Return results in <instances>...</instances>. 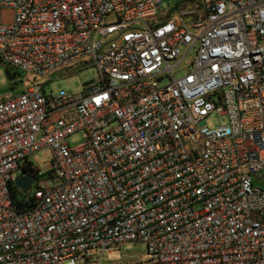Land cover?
Returning <instances> with one entry per match:
<instances>
[{
  "label": "built area",
  "instance_id": "obj_1",
  "mask_svg": "<svg viewBox=\"0 0 264 264\" xmlns=\"http://www.w3.org/2000/svg\"><path fill=\"white\" fill-rule=\"evenodd\" d=\"M0 60V264H264V0H0Z\"/></svg>",
  "mask_w": 264,
  "mask_h": 264
},
{
  "label": "rangeland",
  "instance_id": "obj_2",
  "mask_svg": "<svg viewBox=\"0 0 264 264\" xmlns=\"http://www.w3.org/2000/svg\"><path fill=\"white\" fill-rule=\"evenodd\" d=\"M165 7L167 11L169 8L174 7L181 3H186L191 0H164ZM110 22L117 20L116 15L108 16ZM7 69H10L11 72H18L19 75H15L14 79H10L7 74ZM23 73L15 68H9L8 65L3 63L0 60V97H3L8 94V92L19 93L23 89ZM97 78V70L94 67H91L84 71H65L60 73L57 77L53 79V82H49L46 85V92L50 93L52 91L57 92L60 89H65L73 93H79L83 91L84 84L90 82ZM48 82V77L40 78L38 80L39 84ZM30 83L28 84V86ZM209 124L214 126L218 124L217 117L209 119ZM83 134H75L68 139V142L71 147L80 146L84 142ZM53 158L52 150L45 148L39 152L33 154L30 157V161L42 170H47L51 166ZM22 171L19 170L17 175H21ZM254 184L257 187H260L264 190V180H260L258 177L254 176ZM35 192V187L29 191V195L33 196ZM19 197H22L19 195ZM147 255V246L144 243H130L123 245L118 248H114L111 251H108L103 264H128V263H137L141 261Z\"/></svg>",
  "mask_w": 264,
  "mask_h": 264
},
{
  "label": "water",
  "instance_id": "obj_3",
  "mask_svg": "<svg viewBox=\"0 0 264 264\" xmlns=\"http://www.w3.org/2000/svg\"><path fill=\"white\" fill-rule=\"evenodd\" d=\"M34 180V177L31 175L23 176L17 179L16 186L27 192L31 189L32 181Z\"/></svg>",
  "mask_w": 264,
  "mask_h": 264
},
{
  "label": "trees",
  "instance_id": "obj_4",
  "mask_svg": "<svg viewBox=\"0 0 264 264\" xmlns=\"http://www.w3.org/2000/svg\"><path fill=\"white\" fill-rule=\"evenodd\" d=\"M9 68H12V67L9 66ZM7 74H8V76H9L10 79H14L15 78V75H19L18 72L14 71V73H13V72H11L10 69H7ZM15 198H16V196H15Z\"/></svg>",
  "mask_w": 264,
  "mask_h": 264
}]
</instances>
